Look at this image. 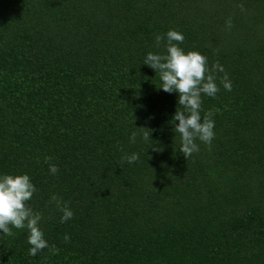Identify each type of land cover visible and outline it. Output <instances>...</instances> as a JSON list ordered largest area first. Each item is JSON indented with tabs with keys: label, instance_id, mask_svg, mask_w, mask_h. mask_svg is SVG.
<instances>
[{
	"label": "trees",
	"instance_id": "16d2710c",
	"mask_svg": "<svg viewBox=\"0 0 264 264\" xmlns=\"http://www.w3.org/2000/svg\"><path fill=\"white\" fill-rule=\"evenodd\" d=\"M169 30L232 83L217 72L220 91L202 94L215 136L188 159L179 93L144 64ZM5 174L30 176L28 205L59 252L29 255L28 230L13 228L0 264H264V0H0Z\"/></svg>",
	"mask_w": 264,
	"mask_h": 264
},
{
	"label": "clouds",
	"instance_id": "9594fccd",
	"mask_svg": "<svg viewBox=\"0 0 264 264\" xmlns=\"http://www.w3.org/2000/svg\"><path fill=\"white\" fill-rule=\"evenodd\" d=\"M244 10V5H238ZM226 27H233L232 18L226 20ZM185 37L177 30H169L165 35H156L157 45L163 44L165 52L163 54L149 52L145 58L144 64L154 69L162 81V86L158 89L168 93H179L177 111L173 118L175 124V133L180 134L181 147L180 152L188 159L195 152H199V145L196 140L205 143L209 147L214 139V120L211 118L213 112L205 113L201 118L200 110L202 104V94L215 97L220 91L216 83V73L222 72L220 83L227 91L232 90V83L222 65L217 61L211 68L208 66V60L205 55L198 51L185 52L179 44H182ZM166 40V43H165ZM144 141L149 139V133H142ZM137 133L131 134L130 140L135 143ZM123 152V149L121 148ZM51 157H46L45 162L49 163V171L56 174L59 169L55 164H51ZM122 162L129 164L139 160V154H124ZM37 191L27 174L0 175V231L4 235L13 236L15 229H27V242L31 246L29 255L35 257L38 253L48 249L53 255L58 254L59 249L55 245L49 246L44 238V233L39 227L42 220V214L34 212L28 205L34 193ZM51 203H55L57 208L63 213L61 223L70 220L74 213L62 198L53 195ZM65 242H70V237L64 236Z\"/></svg>",
	"mask_w": 264,
	"mask_h": 264
}]
</instances>
